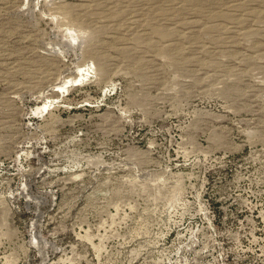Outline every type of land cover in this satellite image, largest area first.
I'll return each mask as SVG.
<instances>
[{
	"label": "rangeland",
	"instance_id": "rangeland-1",
	"mask_svg": "<svg viewBox=\"0 0 264 264\" xmlns=\"http://www.w3.org/2000/svg\"><path fill=\"white\" fill-rule=\"evenodd\" d=\"M0 264H264V0H0Z\"/></svg>",
	"mask_w": 264,
	"mask_h": 264
}]
</instances>
